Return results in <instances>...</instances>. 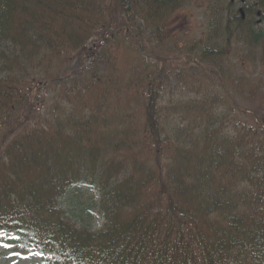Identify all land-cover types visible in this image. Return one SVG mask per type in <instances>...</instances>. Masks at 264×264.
<instances>
[{"label": "trees", "instance_id": "obj_1", "mask_svg": "<svg viewBox=\"0 0 264 264\" xmlns=\"http://www.w3.org/2000/svg\"><path fill=\"white\" fill-rule=\"evenodd\" d=\"M188 4L0 0V229L29 231L46 263L264 264L263 104L233 105L223 79L232 52L264 71V0H206L205 47L170 58L166 26ZM195 57L221 96L179 102L181 125L161 92L174 78L199 93Z\"/></svg>", "mask_w": 264, "mask_h": 264}, {"label": "rangeland", "instance_id": "obj_2", "mask_svg": "<svg viewBox=\"0 0 264 264\" xmlns=\"http://www.w3.org/2000/svg\"><path fill=\"white\" fill-rule=\"evenodd\" d=\"M204 1L206 3V0H188V5L180 8L171 16L166 28L170 34H173L174 38L172 37L171 43L165 44L166 50L173 51L170 58H174V54H176L173 44L184 46L186 44L196 43L197 51H200L202 46L205 47L209 17L207 13L204 14ZM149 34L150 32H147L144 39L148 40L150 38ZM231 47L233 48V45ZM75 60L76 58L74 57L71 63H69L68 68L75 65ZM225 60L223 68L227 77H223V79L227 81V83L232 79L238 81V83L234 85L237 93H234L233 88L229 87L232 93L229 92L228 95L237 98L233 97V102L239 107L247 104H260L261 102L264 105L263 68H261L258 63L240 58L234 52L231 53L229 58H225ZM196 62H199L201 65L194 66L189 71V75L194 77L198 76L200 78L205 75L209 77L210 81L211 79L213 80V76L211 75L215 73L216 68L211 63L201 62L198 58ZM84 63H86V61ZM83 65L86 66L88 64ZM133 66L134 65L129 64L128 67L131 69ZM175 86L173 78L170 80V89L166 90L165 99L169 96L174 98L177 95ZM87 191H89V188H87ZM92 215L94 217L93 224L96 229L98 224H100V220L97 214L92 213ZM8 237L15 239L18 235L15 236L13 234L0 232V264H45L42 256L31 247L5 242V240L9 239ZM19 238L22 237L20 236Z\"/></svg>", "mask_w": 264, "mask_h": 264}]
</instances>
